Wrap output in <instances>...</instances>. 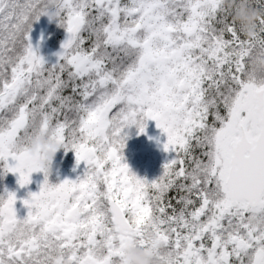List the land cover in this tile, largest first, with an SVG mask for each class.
Here are the masks:
<instances>
[{
    "label": "snow or ice",
    "instance_id": "1",
    "mask_svg": "<svg viewBox=\"0 0 264 264\" xmlns=\"http://www.w3.org/2000/svg\"><path fill=\"white\" fill-rule=\"evenodd\" d=\"M53 5L66 39L49 63L31 32ZM233 14L227 0H0V171L20 188L44 176L23 219L0 195V264H120L129 247L264 264V17L247 39ZM150 120L171 154L151 181L123 154ZM38 134L83 175L50 183L27 152Z\"/></svg>",
    "mask_w": 264,
    "mask_h": 264
},
{
    "label": "rangeland",
    "instance_id": "2",
    "mask_svg": "<svg viewBox=\"0 0 264 264\" xmlns=\"http://www.w3.org/2000/svg\"><path fill=\"white\" fill-rule=\"evenodd\" d=\"M52 31H55L51 38H48L47 46L53 49H58L59 44L61 43L55 42V36L57 33L62 32V37H64L65 30H62L57 24L54 23ZM50 30V31H51ZM60 34V33H59ZM40 54L48 61L46 46L40 44ZM129 134V139L126 143V148L124 149V157L125 161L131 168V170L137 174L141 178H147L149 181L156 179L162 172V166L167 159L171 158V154L165 153L162 150V145L166 142V136L161 133V131L156 127L154 121L147 122V129L145 135H137V129L132 127L131 129L126 130ZM65 154V151L62 150V155L59 152L56 155L54 168L52 173H57L56 177L60 179H76L78 175H83L84 165L81 163L79 167L76 166L75 155ZM63 156V157H62ZM58 157L63 159L73 157V162L75 164H71L66 167H62L59 165ZM75 169V170H74Z\"/></svg>",
    "mask_w": 264,
    "mask_h": 264
},
{
    "label": "clouds",
    "instance_id": "3",
    "mask_svg": "<svg viewBox=\"0 0 264 264\" xmlns=\"http://www.w3.org/2000/svg\"><path fill=\"white\" fill-rule=\"evenodd\" d=\"M227 6L233 8V19L240 28L241 34L247 39L253 38L257 34L256 25L258 20L264 17V10L247 6L240 7L237 0H227ZM54 8L55 5L48 10L44 17L50 23L58 24L60 17ZM261 67H264V65H261ZM26 147L29 155L36 159L38 166L51 174L57 153L64 150L62 145L54 142L48 135L44 134L34 136ZM146 239L150 244L154 242L151 234H148ZM120 264H159V261L150 251L129 247L124 251Z\"/></svg>",
    "mask_w": 264,
    "mask_h": 264
},
{
    "label": "flooded vegetation",
    "instance_id": "4",
    "mask_svg": "<svg viewBox=\"0 0 264 264\" xmlns=\"http://www.w3.org/2000/svg\"><path fill=\"white\" fill-rule=\"evenodd\" d=\"M61 155L62 153L58 154V156H61ZM59 159H62V161H60ZM73 159H74L73 157H69L65 159L58 157L59 165L62 167H66L71 164H75L76 162L74 163ZM56 175L57 173H52L50 175L49 177L50 183L56 184V183L63 181L59 177H56ZM17 180H18L17 175H13L9 173L6 176H4L2 171H0V195L4 194L5 189H7L9 192L16 193L17 203L15 205V208H16L18 217L23 219L27 215L28 210L20 203V201L23 199H26L29 192H32V193L39 192L40 190L39 186L42 184L44 180V176H43V173H33L31 176L32 183L28 185L26 188H20L17 183Z\"/></svg>",
    "mask_w": 264,
    "mask_h": 264
},
{
    "label": "water",
    "instance_id": "5",
    "mask_svg": "<svg viewBox=\"0 0 264 264\" xmlns=\"http://www.w3.org/2000/svg\"><path fill=\"white\" fill-rule=\"evenodd\" d=\"M52 26L53 23H50L46 17H41L39 22H37L33 27V30L31 32V40L34 46L38 43L46 46L47 59H49L50 61H56L57 57L55 54L61 50V45L66 39V32L64 34L63 41L59 45L58 49L55 50L47 46V37ZM41 38L43 39L41 40Z\"/></svg>",
    "mask_w": 264,
    "mask_h": 264
},
{
    "label": "trees",
    "instance_id": "6",
    "mask_svg": "<svg viewBox=\"0 0 264 264\" xmlns=\"http://www.w3.org/2000/svg\"><path fill=\"white\" fill-rule=\"evenodd\" d=\"M36 23H34L33 24V26L35 25ZM54 26V25H53ZM52 29H53V27H52ZM62 30H64L63 28H61ZM55 31H50V33H49V36H48V38L50 37L51 38V36L53 35V33H54ZM60 33V34H59ZM59 33H57V35L55 36V39H53V40H55V42H52V43H56V45L58 44V42H60L61 40H63V37H62V32H60L59 31ZM49 42V41H48ZM62 42V41H61ZM60 45V44H59ZM56 61H53V62H50V63H55ZM59 153H62V150L59 152ZM74 154V152H72V151H69V153H68V155H73Z\"/></svg>",
    "mask_w": 264,
    "mask_h": 264
}]
</instances>
